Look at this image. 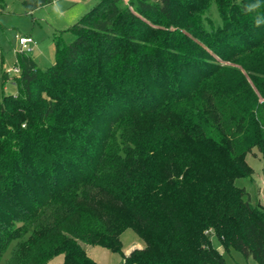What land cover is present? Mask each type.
<instances>
[{"label": "trees", "instance_id": "1", "mask_svg": "<svg viewBox=\"0 0 264 264\" xmlns=\"http://www.w3.org/2000/svg\"><path fill=\"white\" fill-rule=\"evenodd\" d=\"M177 1L98 0L72 39L55 33L51 67L17 53L3 76L17 93L0 96L4 264H98L81 243L120 252L129 227L144 245L122 264H225L211 235L264 264V207L234 184L247 153L264 157V0H209L198 31L224 37L221 64L194 40L140 34L142 17L197 7Z\"/></svg>", "mask_w": 264, "mask_h": 264}, {"label": "rangeland", "instance_id": "2", "mask_svg": "<svg viewBox=\"0 0 264 264\" xmlns=\"http://www.w3.org/2000/svg\"><path fill=\"white\" fill-rule=\"evenodd\" d=\"M97 1L53 0L51 3L37 7L33 11H26L22 0H0V96L15 95L17 93V87L13 81L11 79H4L3 76L5 72H7L8 77L16 74L13 71V67L16 66V55L20 51L19 36L30 35L34 39L36 44L31 50L24 51V53L31 56L41 69L49 68L53 65L55 59L53 43L55 33L63 31V38L65 40L72 39L73 36L68 29L85 12L94 7ZM124 2L126 3L127 0H124ZM177 2L179 4H193V6L197 5V7L181 9L170 18L142 17L147 26L143 31L141 30L140 34L144 35L147 39L148 37H168L169 41L176 40L177 38L179 40L182 38L194 40L196 42V49H199L203 59L205 57L206 63H223V59L219 53L224 48L219 44L224 42V37H220V39L214 41V39H211L213 35L207 31L210 36H207L206 40L209 41L205 43L199 36L198 31L200 30L202 33L206 32L199 25L200 14L208 7L213 9L214 5H210L209 0H180ZM212 16L216 17V13L213 12ZM185 26L195 29L189 31ZM168 46L172 47V45ZM176 71L174 70V72ZM169 74L171 75L172 73ZM167 82V86L175 84L171 80H167ZM153 83L154 81L151 86H154ZM42 96L46 99L47 94L43 93ZM245 159L251 169V174L250 176L235 179L234 184L237 187L244 188L248 192L250 201L253 204L264 207V157L254 148L252 152L246 154ZM120 241V252L111 251L99 245L81 243V246L88 256L98 264H122V255H127L132 247L142 248L144 245L143 239L130 227L122 231ZM210 241L222 254L225 264H257L253 258H246L233 248L229 250L224 249L216 235H211ZM10 250L11 246L7 248L0 260V264H4ZM62 262L63 255L57 254L51 258L49 264H61Z\"/></svg>", "mask_w": 264, "mask_h": 264}, {"label": "built area", "instance_id": "3", "mask_svg": "<svg viewBox=\"0 0 264 264\" xmlns=\"http://www.w3.org/2000/svg\"><path fill=\"white\" fill-rule=\"evenodd\" d=\"M18 42H19V50L20 51H29L32 49V47L36 44V42L34 41V39L28 35V36H19L18 38ZM13 71L15 73L19 72V67L16 65L13 67Z\"/></svg>", "mask_w": 264, "mask_h": 264}, {"label": "clouds", "instance_id": "4", "mask_svg": "<svg viewBox=\"0 0 264 264\" xmlns=\"http://www.w3.org/2000/svg\"><path fill=\"white\" fill-rule=\"evenodd\" d=\"M247 7H248L249 12L256 10V9H259L261 7V0H256L255 3L249 4ZM255 22H256L257 26H259L261 23H264V17L257 16Z\"/></svg>", "mask_w": 264, "mask_h": 264}, {"label": "crops", "instance_id": "5", "mask_svg": "<svg viewBox=\"0 0 264 264\" xmlns=\"http://www.w3.org/2000/svg\"><path fill=\"white\" fill-rule=\"evenodd\" d=\"M132 249H134V248L132 247V248L128 251V253H129ZM85 252H86V251H85ZM128 253H127V254H128Z\"/></svg>", "mask_w": 264, "mask_h": 264}]
</instances>
